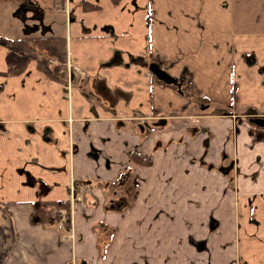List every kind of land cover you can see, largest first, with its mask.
Masks as SVG:
<instances>
[{"label": "crops", "instance_id": "0c3cea01", "mask_svg": "<svg viewBox=\"0 0 264 264\" xmlns=\"http://www.w3.org/2000/svg\"><path fill=\"white\" fill-rule=\"evenodd\" d=\"M49 1L43 34L0 33V264H264V0ZM40 35L63 61L16 41ZM75 180L71 228L30 222Z\"/></svg>", "mask_w": 264, "mask_h": 264}, {"label": "trees", "instance_id": "16d2710c", "mask_svg": "<svg viewBox=\"0 0 264 264\" xmlns=\"http://www.w3.org/2000/svg\"><path fill=\"white\" fill-rule=\"evenodd\" d=\"M62 0H58L57 3H61ZM17 42H20L22 45L27 48H45L52 51L59 61L64 60V49L65 42L62 37H51L40 35L37 37H30L27 39L16 38ZM45 62H42L39 59V65L44 66ZM49 75H53L46 67H44ZM173 83V81H172ZM255 127V125H254ZM256 128V127H255ZM258 137H264V135H257ZM128 156L131 160L146 165L149 162V159L136 151H129ZM74 183H80L77 180ZM99 184V183H97ZM103 185L106 186L107 191H109L110 202L108 203L110 209L116 211H122L126 209L132 202V199L135 194V187L137 185V179L134 174H132L129 168L123 169L111 182H106ZM66 209V215H68L69 203L68 200H49V201H38L32 204V210L29 216V220L32 224H41L43 226H52L55 225L58 216L53 215V211L58 209ZM70 264V263H66Z\"/></svg>", "mask_w": 264, "mask_h": 264}, {"label": "rangeland", "instance_id": "374dc122", "mask_svg": "<svg viewBox=\"0 0 264 264\" xmlns=\"http://www.w3.org/2000/svg\"><path fill=\"white\" fill-rule=\"evenodd\" d=\"M23 0L15 3V5H8L6 7V13L4 11V18L2 17V11L0 7V33L5 35H27L32 31H37V34H43L44 16L40 13L42 0ZM53 0L46 2V4L52 3ZM45 3V2H43ZM1 6V5H0ZM194 247L198 244H203L200 241L190 240Z\"/></svg>", "mask_w": 264, "mask_h": 264}, {"label": "built area", "instance_id": "2783aa9c", "mask_svg": "<svg viewBox=\"0 0 264 264\" xmlns=\"http://www.w3.org/2000/svg\"><path fill=\"white\" fill-rule=\"evenodd\" d=\"M87 191V188L79 183L72 184V191L69 194L68 203L69 210L68 215H66V209H58L57 211H53V215L58 216V219L55 222V226L57 228H71L72 225V215L71 209L75 202H80L82 200L83 193Z\"/></svg>", "mask_w": 264, "mask_h": 264}, {"label": "water", "instance_id": "95a60500", "mask_svg": "<svg viewBox=\"0 0 264 264\" xmlns=\"http://www.w3.org/2000/svg\"><path fill=\"white\" fill-rule=\"evenodd\" d=\"M154 73L165 82H171V78L161 70H155ZM249 122L255 126L264 127V117H250Z\"/></svg>", "mask_w": 264, "mask_h": 264}]
</instances>
